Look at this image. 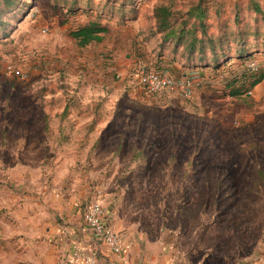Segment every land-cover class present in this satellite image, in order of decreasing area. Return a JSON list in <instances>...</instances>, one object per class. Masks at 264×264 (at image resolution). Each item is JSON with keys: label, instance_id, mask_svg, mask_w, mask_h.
I'll return each mask as SVG.
<instances>
[{"label": "rangeland", "instance_id": "obj_1", "mask_svg": "<svg viewBox=\"0 0 264 264\" xmlns=\"http://www.w3.org/2000/svg\"><path fill=\"white\" fill-rule=\"evenodd\" d=\"M91 22L101 40L80 46L73 33ZM138 65L176 84L149 94ZM261 72L264 0H0V264H63L49 230L63 215L49 205L69 191L75 212L100 198L152 259L254 257Z\"/></svg>", "mask_w": 264, "mask_h": 264}, {"label": "crops", "instance_id": "obj_2", "mask_svg": "<svg viewBox=\"0 0 264 264\" xmlns=\"http://www.w3.org/2000/svg\"><path fill=\"white\" fill-rule=\"evenodd\" d=\"M79 197L80 196H74V193L70 191L65 192L60 196L59 200L55 198V200L50 201L51 204L49 205V207L56 206L57 211L63 215L62 221L54 225L50 224L49 227L51 235L50 240L52 237L54 243L59 245L63 256H65V260L61 259L63 264H70L67 260L68 253L74 245L78 244L83 245L87 249L95 250L100 257L101 262L104 264H181L180 260L175 259V255L172 256L171 254L169 256L161 255L159 257H153V259L152 257L146 256V251H148L146 240L143 243L142 238H136L133 232L129 233V228H125V231H123L124 233L121 234L115 229L114 223L112 224V214H110L104 206L105 215L107 216L108 221L111 223L115 231L119 233L122 241V249L119 254L111 253L104 244L92 238L83 221L82 210L84 209V205L94 199V197L90 198L82 205V210L78 207V211L75 212V209L72 210V206L75 203H81V198ZM47 209L49 210V208ZM48 219L50 221L51 213L48 216ZM117 220L116 216L115 226L116 228L121 229L122 224H119ZM141 243L145 245L142 247L140 245ZM63 260L65 262H63ZM240 264H264V246L258 254L252 258L243 260Z\"/></svg>", "mask_w": 264, "mask_h": 264}, {"label": "built area", "instance_id": "obj_3", "mask_svg": "<svg viewBox=\"0 0 264 264\" xmlns=\"http://www.w3.org/2000/svg\"><path fill=\"white\" fill-rule=\"evenodd\" d=\"M134 70L138 84L149 94L158 93L176 84L173 76L156 68L138 65ZM188 93L184 88L183 95L187 97ZM82 217L92 238L104 244L111 253L119 254L122 249L121 237L108 221L100 198L94 197L84 207ZM67 260L70 264H102L95 250L80 244L73 246Z\"/></svg>", "mask_w": 264, "mask_h": 264}, {"label": "trees", "instance_id": "obj_4", "mask_svg": "<svg viewBox=\"0 0 264 264\" xmlns=\"http://www.w3.org/2000/svg\"><path fill=\"white\" fill-rule=\"evenodd\" d=\"M155 16L157 18L158 26L161 29H166L169 25L168 17L170 16V12L168 11V9L164 6L156 8ZM104 31V28L98 26L95 22H91L74 32L73 36L77 38L78 44L80 46H84L92 41H100L101 36L99 33ZM263 78L264 72H261L258 77L251 83V86H254Z\"/></svg>", "mask_w": 264, "mask_h": 264}]
</instances>
